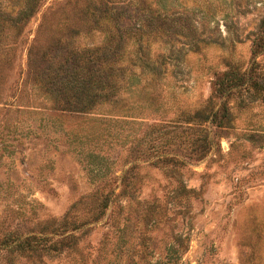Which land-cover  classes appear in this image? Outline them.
<instances>
[{
  "label": "rangeland",
  "instance_id": "374dc122",
  "mask_svg": "<svg viewBox=\"0 0 264 264\" xmlns=\"http://www.w3.org/2000/svg\"><path fill=\"white\" fill-rule=\"evenodd\" d=\"M103 1L98 24L80 14L98 0H40L6 31L0 264H264V0ZM133 28L120 101L87 115L39 91L30 50Z\"/></svg>",
  "mask_w": 264,
  "mask_h": 264
},
{
  "label": "trees",
  "instance_id": "16d2710c",
  "mask_svg": "<svg viewBox=\"0 0 264 264\" xmlns=\"http://www.w3.org/2000/svg\"><path fill=\"white\" fill-rule=\"evenodd\" d=\"M14 7L18 10L6 11L0 2V64L3 61L4 47L8 35L7 30H18L19 33L30 18L37 12V6L40 0H12ZM92 2L82 9L80 14L84 17L93 16L95 23H100L102 17L99 12H107V4L103 0ZM105 6V8H104ZM168 10L160 9L158 11L159 19H168ZM64 25H67L68 19H65ZM74 26L72 23H69ZM74 29V27H73ZM75 30V29H74ZM78 30V29H77ZM76 35L79 34L75 32ZM126 35L105 36L102 45L98 47H79L76 41L80 40L79 36H74L73 41L67 39L57 40L55 49L45 52L41 57L29 52L30 66L36 72L35 83L39 91L47 98L54 101L57 105L67 111L81 114H95L101 111L107 105L113 104L112 101H120L121 92L117 90V77L115 72H120L126 77L129 67L126 63L134 62L136 66V30L129 29L124 32ZM66 43L61 47V43ZM131 45L133 51L123 50L124 47ZM60 48V49H59ZM61 50V54L58 51ZM57 51V53H56ZM64 51V52H63ZM42 63H47L45 69H39ZM56 65V66H54ZM56 68H50V67ZM2 67L0 66V80ZM132 72V71H131ZM221 89V88H220ZM134 93L131 91L130 96ZM85 225H80V228ZM76 228V230L80 229ZM177 251L172 254L176 258Z\"/></svg>",
  "mask_w": 264,
  "mask_h": 264
}]
</instances>
